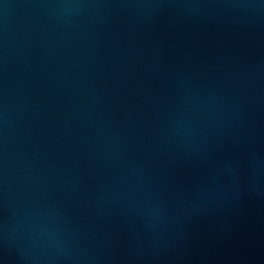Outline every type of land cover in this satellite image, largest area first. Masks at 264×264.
I'll return each instance as SVG.
<instances>
[{
  "label": "water",
  "instance_id": "obj_1",
  "mask_svg": "<svg viewBox=\"0 0 264 264\" xmlns=\"http://www.w3.org/2000/svg\"><path fill=\"white\" fill-rule=\"evenodd\" d=\"M0 264H264V0H0Z\"/></svg>",
  "mask_w": 264,
  "mask_h": 264
}]
</instances>
